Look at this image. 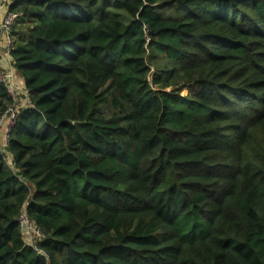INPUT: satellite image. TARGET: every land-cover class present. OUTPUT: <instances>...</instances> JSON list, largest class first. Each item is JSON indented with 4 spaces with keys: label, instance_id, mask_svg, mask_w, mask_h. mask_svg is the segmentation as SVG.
I'll use <instances>...</instances> for the list:
<instances>
[{
    "label": "trees",
    "instance_id": "obj_1",
    "mask_svg": "<svg viewBox=\"0 0 264 264\" xmlns=\"http://www.w3.org/2000/svg\"><path fill=\"white\" fill-rule=\"evenodd\" d=\"M10 9L31 104L0 130V264H47L26 203L50 264H264V0Z\"/></svg>",
    "mask_w": 264,
    "mask_h": 264
},
{
    "label": "built area",
    "instance_id": "obj_2",
    "mask_svg": "<svg viewBox=\"0 0 264 264\" xmlns=\"http://www.w3.org/2000/svg\"><path fill=\"white\" fill-rule=\"evenodd\" d=\"M8 1V0H7ZM24 17L22 12L11 10L8 8L5 18L0 22V48L3 47L4 53L0 54L1 59L6 63V67L0 64V83L7 89L12 103L0 112V130H2L1 147L7 148L11 140L13 128L18 119V102L24 95H28L24 87H20L18 80L19 76L13 65L11 52L15 42L13 38V31ZM31 102L25 100V107L29 106ZM28 203L22 208L17 221L20 229L22 239L25 246L31 248L37 255L42 257L47 264H50V255L48 252L41 249V242L45 238L42 229L36 225L28 214Z\"/></svg>",
    "mask_w": 264,
    "mask_h": 264
},
{
    "label": "crops",
    "instance_id": "obj_3",
    "mask_svg": "<svg viewBox=\"0 0 264 264\" xmlns=\"http://www.w3.org/2000/svg\"><path fill=\"white\" fill-rule=\"evenodd\" d=\"M16 0H0V22L5 18V15H6V12L8 10V8L10 7L11 8V5L15 2ZM20 28V25L18 24L14 31L17 33L18 30ZM13 31V33H14ZM14 38V36H13ZM16 39V37L14 38V40ZM5 51L3 49V47L0 48V54H3ZM1 66L2 67H6V63L3 61V59H1V62H0ZM18 83L20 85V87H24L22 81L18 80ZM25 107V100L23 98H20L19 102H18V106H17V110L20 109V108H24Z\"/></svg>",
    "mask_w": 264,
    "mask_h": 264
},
{
    "label": "rangeland",
    "instance_id": "obj_4",
    "mask_svg": "<svg viewBox=\"0 0 264 264\" xmlns=\"http://www.w3.org/2000/svg\"><path fill=\"white\" fill-rule=\"evenodd\" d=\"M187 94H189V90H184L181 92V96H186Z\"/></svg>",
    "mask_w": 264,
    "mask_h": 264
}]
</instances>
